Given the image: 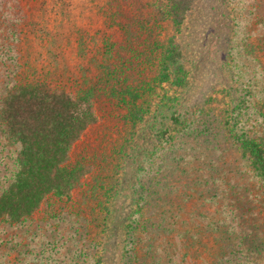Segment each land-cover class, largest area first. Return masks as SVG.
Instances as JSON below:
<instances>
[{"label":"rangeland","instance_id":"1","mask_svg":"<svg viewBox=\"0 0 264 264\" xmlns=\"http://www.w3.org/2000/svg\"><path fill=\"white\" fill-rule=\"evenodd\" d=\"M168 2L0 0V99L45 80L95 115L68 149L78 188L0 222V264H264V181L237 141L264 155V0Z\"/></svg>","mask_w":264,"mask_h":264},{"label":"trees","instance_id":"2","mask_svg":"<svg viewBox=\"0 0 264 264\" xmlns=\"http://www.w3.org/2000/svg\"><path fill=\"white\" fill-rule=\"evenodd\" d=\"M196 1L170 0L164 9L186 11ZM93 105L91 94L69 97L45 80L7 89L0 99V127L3 137L15 144L18 169L0 192V222L19 223L31 217L46 197L60 199L78 188L77 169L65 165L68 149L94 121ZM237 141L264 181L262 150L254 141Z\"/></svg>","mask_w":264,"mask_h":264}]
</instances>
